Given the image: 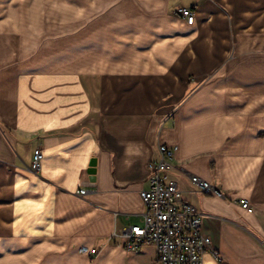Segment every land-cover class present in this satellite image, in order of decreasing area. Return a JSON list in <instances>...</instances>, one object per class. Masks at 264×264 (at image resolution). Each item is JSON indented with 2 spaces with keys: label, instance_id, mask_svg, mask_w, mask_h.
<instances>
[{
  "label": "crops",
  "instance_id": "0c3cea01",
  "mask_svg": "<svg viewBox=\"0 0 264 264\" xmlns=\"http://www.w3.org/2000/svg\"><path fill=\"white\" fill-rule=\"evenodd\" d=\"M163 143L204 263L264 264V0H0V264H159L122 234Z\"/></svg>",
  "mask_w": 264,
  "mask_h": 264
},
{
  "label": "built area",
  "instance_id": "2783aa9c",
  "mask_svg": "<svg viewBox=\"0 0 264 264\" xmlns=\"http://www.w3.org/2000/svg\"><path fill=\"white\" fill-rule=\"evenodd\" d=\"M178 13L189 24L194 23L196 16L191 7H179ZM175 153V146L159 144L158 156L149 161L150 186L141 192L146 210L139 224L124 229V246L133 251L143 244H154L159 264H205L204 254L212 249V241L202 230V214L183 199L178 182L169 176ZM42 156L41 148H37L30 166L32 170L40 169ZM190 180L202 193H220L209 181L197 175H191ZM78 192L84 195L87 190L81 188ZM239 202L249 212L254 211L247 198ZM80 251L94 256L99 250L82 246ZM214 254L221 259L217 251Z\"/></svg>",
  "mask_w": 264,
  "mask_h": 264
},
{
  "label": "rangeland",
  "instance_id": "374dc122",
  "mask_svg": "<svg viewBox=\"0 0 264 264\" xmlns=\"http://www.w3.org/2000/svg\"><path fill=\"white\" fill-rule=\"evenodd\" d=\"M66 28H68L69 29V27H66ZM68 49H70L68 46H67V41L65 42V48H64V50L66 51L65 52V57L67 58H70L72 55H73V51L72 50H68ZM98 65V64H97Z\"/></svg>",
  "mask_w": 264,
  "mask_h": 264
},
{
  "label": "water",
  "instance_id": "95a60500",
  "mask_svg": "<svg viewBox=\"0 0 264 264\" xmlns=\"http://www.w3.org/2000/svg\"><path fill=\"white\" fill-rule=\"evenodd\" d=\"M89 172H91V173H93V174L95 173V166H94L93 163L90 164Z\"/></svg>",
  "mask_w": 264,
  "mask_h": 264
},
{
  "label": "bare ground",
  "instance_id": "6f19581e",
  "mask_svg": "<svg viewBox=\"0 0 264 264\" xmlns=\"http://www.w3.org/2000/svg\"><path fill=\"white\" fill-rule=\"evenodd\" d=\"M84 253V252H83Z\"/></svg>",
  "mask_w": 264,
  "mask_h": 264
}]
</instances>
